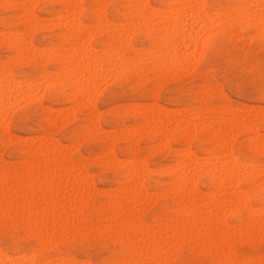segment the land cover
<instances>
[{"label":"snow or ice","instance_id":"6c2138e0","mask_svg":"<svg viewBox=\"0 0 264 264\" xmlns=\"http://www.w3.org/2000/svg\"><path fill=\"white\" fill-rule=\"evenodd\" d=\"M0 13V264H264V0Z\"/></svg>","mask_w":264,"mask_h":264},{"label":"rangeland","instance_id":"374dc122","mask_svg":"<svg viewBox=\"0 0 264 264\" xmlns=\"http://www.w3.org/2000/svg\"><path fill=\"white\" fill-rule=\"evenodd\" d=\"M11 2H19V3H23V2H29V3H41V2H45V0H10ZM33 1V2H32ZM110 1V2H109ZM201 4L207 3L209 2V0H199ZM47 2H61V0H47ZM102 2L104 3H119L121 2V0H102ZM124 2H135L133 0H124ZM144 2H152V3H165V0H144ZM18 22V17L16 16H9V17H5L2 13H0V29H3L5 27H13L15 26V24ZM44 37L41 36L40 37V41L43 42L44 41ZM164 49L163 45L162 48L160 46L159 50ZM120 108V106L118 105L116 109H112L111 111L113 112V116L112 119L116 120V119H120L122 120L124 115H126V112H121L118 109ZM78 117L76 116V114L73 112L71 115V119H65L66 123H76L78 122ZM70 121V122H69ZM96 126L93 127L92 131V135L94 137H101V136H107L108 134L106 132L103 131V129H101L100 126V121H99V116L97 117ZM107 127V125H106ZM83 131H85V139L87 140L89 138L88 136V130L87 129H83ZM139 139V138H137ZM167 143L165 142V149L167 148ZM95 145L92 146V148H89L87 150L91 151L92 149H94ZM165 149H161V148H157L154 151H151V155L154 157H157L156 163L157 164H161L164 162V160L166 159V157L168 156V152ZM155 152V153H153Z\"/></svg>","mask_w":264,"mask_h":264},{"label":"bare ground","instance_id":"6f19581e","mask_svg":"<svg viewBox=\"0 0 264 264\" xmlns=\"http://www.w3.org/2000/svg\"><path fill=\"white\" fill-rule=\"evenodd\" d=\"M39 1V0H38ZM49 1H51V0H49ZM60 1V0H59ZM133 1H135V0H133ZM11 2V1H10ZM33 2V1H32ZM61 2H63V0H61ZM110 2V1H109ZM165 2H170V0H165ZM171 2H184V0H171ZM197 2H199L200 3V1L199 0H197ZM38 3V2H37ZM145 3H147V2H145ZM201 4V3H200ZM161 48H162V45H161ZM168 53H167V51H166V49L164 48V49H160L158 52H157V55L159 56V57H161V58H163V57H165L166 55H167ZM67 119V118H66ZM70 122V121H69ZM94 126H96V125H94ZM153 153H155V152H153Z\"/></svg>","mask_w":264,"mask_h":264}]
</instances>
